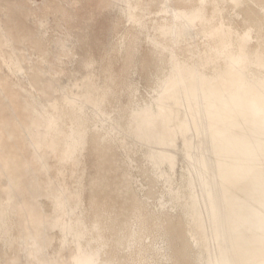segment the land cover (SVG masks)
<instances>
[{
    "label": "bare ground",
    "instance_id": "bare-ground-1",
    "mask_svg": "<svg viewBox=\"0 0 264 264\" xmlns=\"http://www.w3.org/2000/svg\"><path fill=\"white\" fill-rule=\"evenodd\" d=\"M138 1L123 0L122 11L129 23L146 32L165 72L152 91L155 96L134 109L132 138L145 143L144 162L162 181L169 200L159 199L147 220L135 207L132 222L124 221L119 231L124 255H108L109 242L102 235L109 228L104 230L98 219L89 222L80 182L68 186L58 175L68 163L79 169L87 150V118L96 119V131L106 128L108 114L98 88L86 89L83 82L68 88L52 85L51 95L43 99L41 87L30 84L37 96L20 87L30 116L19 118L14 101L2 96L11 117H0V177L6 193L1 202L17 203L9 212L30 227L18 239L23 254L28 258L34 249L38 264H54L58 257L40 254V249L46 247L48 232L57 231L59 248H72L68 264H154L155 255L168 263L165 249L153 238L160 226L152 216L158 207L168 210L171 205L180 206L192 224L198 264H264V0H181L190 5L186 8L159 0L163 16L150 26L137 15ZM227 9L248 26L237 30L224 17ZM0 31L2 51L13 39L7 28L0 25ZM176 49L185 50L187 59L180 60ZM22 59L13 52L4 63L12 74L24 75ZM83 81L91 82L89 74ZM17 137L26 140V158L12 156L1 142ZM177 165L182 169L180 187H175ZM40 198L52 200L50 212ZM35 204L43 214L42 231L32 228L30 206Z\"/></svg>",
    "mask_w": 264,
    "mask_h": 264
},
{
    "label": "rangeland",
    "instance_id": "rangeland-1",
    "mask_svg": "<svg viewBox=\"0 0 264 264\" xmlns=\"http://www.w3.org/2000/svg\"><path fill=\"white\" fill-rule=\"evenodd\" d=\"M137 5V15L144 24H155L163 16L159 0H140ZM171 5L176 8L190 6L181 0H174ZM123 6V0H0V25L2 29H8L13 39L0 51V85L3 90L0 117H11V112L3 104V95L14 101L19 118L30 116L23 109L26 96L20 89L23 87L37 96L30 84L41 87L39 93L44 99L51 95L52 85L68 88L83 82L86 89L98 88V94L105 102L104 109L108 114L105 130L96 131L92 128L96 119L87 118L85 123L90 128L87 150L82 154L79 169L75 170L68 163L60 167L62 173L58 175L68 186L80 182L83 209L89 222L98 219L104 230L109 228L102 238L109 242L106 252L114 258L124 255L119 246V231L124 221L132 222L135 207H140L147 220L149 210L158 206L159 199L169 200L162 181L156 180L150 164L144 162L145 143L132 138L136 132L134 109L155 96L152 91H156L165 66L159 61L163 58L158 57L146 40V32H140L128 22ZM227 10L225 19L231 21L237 30L248 26L242 18L235 16L234 11ZM13 52L23 58L24 75L12 74L4 63L9 61ZM175 53L180 60L189 56L183 49H176ZM88 74L91 82L83 81ZM16 124L14 121V128ZM1 134L0 131V137ZM1 142L8 144L12 156H29L26 140L22 137L9 142L1 138ZM54 162L52 160L51 164ZM177 167L175 187H180L183 186L179 176L182 172L180 165ZM4 186L5 180L0 177V264H38L40 255L37 251L33 249L28 258L23 254L18 239L30 227L24 225L15 212H9L8 209L17 208V203L6 206L1 202L6 195ZM93 198L95 204L91 203ZM38 201L44 204L46 212L51 211L52 200L40 198ZM167 209L158 207L152 219L156 226H160L154 228L153 238L165 249L162 254L168 255L169 262L155 255L154 264H198L200 250L191 239L192 224H188L180 206L171 208L168 205ZM30 211L32 228L42 231V211L36 204L30 206ZM146 228L145 235H148ZM48 235L46 247L42 246L40 254L56 255L58 258L54 264H68L66 257L72 248H59L57 231H49ZM150 253L146 248L144 257L148 259Z\"/></svg>",
    "mask_w": 264,
    "mask_h": 264
}]
</instances>
